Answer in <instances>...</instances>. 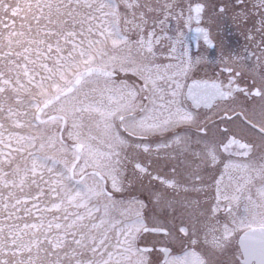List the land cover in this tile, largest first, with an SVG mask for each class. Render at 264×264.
Returning <instances> with one entry per match:
<instances>
[{
    "label": "snow or ice",
    "instance_id": "1",
    "mask_svg": "<svg viewBox=\"0 0 264 264\" xmlns=\"http://www.w3.org/2000/svg\"><path fill=\"white\" fill-rule=\"evenodd\" d=\"M0 264H264V0H0Z\"/></svg>",
    "mask_w": 264,
    "mask_h": 264
}]
</instances>
